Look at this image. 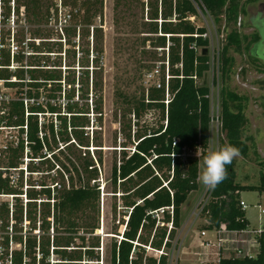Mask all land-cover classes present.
I'll list each match as a JSON object with an SVG mask.
<instances>
[{"label":"trees","instance_id":"1","mask_svg":"<svg viewBox=\"0 0 264 264\" xmlns=\"http://www.w3.org/2000/svg\"><path fill=\"white\" fill-rule=\"evenodd\" d=\"M251 1L255 0L243 4ZM135 2L142 12L135 26L142 28L143 46L165 47L169 41L171 99L167 105L165 86L151 87L148 98L143 95L129 109L140 117L157 107L163 118L167 110L168 124L142 133L138 129L134 147L122 149L114 161L112 192H120L126 219L112 237L110 264H167V256L156 258L147 247L162 249L167 223L173 221L166 242L171 247L182 223V205L199 187L198 165L208 152L211 137L210 88L195 78H202L210 69V54L205 50L209 39L203 36L206 27L195 24L191 17H197L200 8L218 20L226 16L237 22L242 0H115L116 25L126 18L121 15L123 7ZM0 8L5 22L14 12V22L21 23L13 37L15 49L11 35L0 27V80L14 89L12 96L0 92V123L18 132L16 140L0 150V264H100L97 164L103 158H96L91 147H97L93 152L102 150L98 147L102 146L103 122L104 0H61L60 4L0 0ZM77 37L87 39V47L81 49L84 69L78 82ZM258 39L256 33L252 40L256 43ZM240 46V33L232 29L221 51L224 80L234 64L230 50L240 51ZM144 50L157 58V51ZM64 52L71 61L66 70L62 67ZM162 65L165 70V63ZM78 91L81 95L76 99ZM239 99L227 87L221 91L225 138L218 147L230 144L247 155L250 145L244 131L248 118ZM91 112L96 114L93 124L97 123L92 135ZM226 168V179L212 191L203 209L202 215L209 221L205 229L246 227L249 220L240 205L241 192L264 191V174L261 184L252 187L236 182L234 161ZM169 206H174L173 215L168 211L161 219L155 215ZM260 242L256 257L221 264H264V232Z\"/></svg>","mask_w":264,"mask_h":264},{"label":"rangeland","instance_id":"2","mask_svg":"<svg viewBox=\"0 0 264 264\" xmlns=\"http://www.w3.org/2000/svg\"><path fill=\"white\" fill-rule=\"evenodd\" d=\"M54 3L60 0H52ZM146 1L147 0H142ZM244 0L239 3V16L237 22L228 21L226 16L221 19L212 15L209 11L199 8L197 17H191V20L200 26L206 27L209 46L207 47L210 54V69L205 72L202 78H199L197 83L200 85L206 84L210 88L209 98L211 101V115L214 116V121L211 124V137L209 148L219 146L220 139L225 138V133L221 129V91L224 87L234 91L244 104V110L248 118V122L244 131V138L250 145L247 155H239L233 159L235 163L236 182L257 187L261 184V176L264 174V61L254 58L251 55V50L255 45L252 40L256 31L251 24V18L257 13H264V0H255L243 4ZM114 5L115 0H104V20H103V48L102 57L103 66V122L102 130V146L98 147L100 152H93L95 148L92 145L91 153L99 158L102 155V163L99 165V179L101 183L100 197V228L96 234L100 238V264H110V249L112 237L118 229H122L123 206L120 192L114 193L113 184L111 182V171L114 161L121 156V150H130L134 147L136 131H148L152 128H157L163 123L162 114L159 108L152 107L141 114L140 117L135 116L132 110L137 101L145 96L148 98L149 89L153 87L156 81H162L169 74L168 64V45L165 47H157L147 43L143 46L141 27L135 26L141 21L142 12L138 3H132L129 7H123L126 16L123 23L116 25L114 22ZM0 8V27L6 35H11V45L16 46V41L13 40L14 34L20 28L14 21L17 16L12 13L10 20H4L1 15ZM243 11V12H242ZM61 14V13H60ZM146 16V15H145ZM147 17V16H146ZM61 20V18H60ZM54 23V21H52ZM24 25V24H22ZM61 25L59 22L58 26ZM232 29H237L240 33L241 46L240 51L235 49L230 50V54L234 58V64L230 75L223 79L221 73V51L227 42V37ZM156 37V35L154 36ZM247 37V38H245ZM54 39V38H52ZM81 45V46H79ZM7 46H9L7 44ZM64 49L67 48V43L63 38ZM10 47V46H9ZM87 47V39L80 40L77 37V58H76V73L77 82L82 69L80 63L82 57L81 49ZM90 48H93L91 44ZM13 49H15L13 47ZM147 49L157 51V58L151 56L150 52H145ZM156 49V50H154ZM64 70L68 68L70 59L62 53ZM165 57V58H164ZM220 57V61H219ZM163 59H165L163 61ZM162 60V61H161ZM162 63H165L164 67ZM92 68V63L90 65ZM155 72V79L146 82L148 72ZM79 86V85H77ZM0 92L4 94L14 95V89L5 87L0 80ZM81 95V91L76 94V99ZM91 97L89 102L91 103ZM92 119V129L97 127V123L93 124L96 114L90 113ZM218 116V119H217ZM102 132V133H101ZM0 135L5 143L16 140L18 135L17 130L5 127L0 130ZM93 135H95L93 133ZM126 145V146H124ZM199 153V152H198ZM204 156H201L200 162ZM35 177V176H34ZM49 181V180H48ZM207 189L199 183L197 190L193 191L182 205L181 226L177 229L176 237L173 244L166 251L169 253L170 263L178 256L181 262L179 264H194L195 255L192 251H196L200 245V231L208 224L203 216L195 219L194 210L199 211L198 203L204 198ZM2 199V197L0 198ZM243 199L249 208L246 210V217L252 226L258 227L264 224V215L259 217V204L264 208V191L260 192L257 189H247L241 192ZM121 221V222H120ZM212 235L211 232H208ZM199 238V239H198ZM79 241L78 239L76 240ZM149 254L156 255V251L148 250ZM197 264V263H196Z\"/></svg>","mask_w":264,"mask_h":264},{"label":"built area","instance_id":"3","mask_svg":"<svg viewBox=\"0 0 264 264\" xmlns=\"http://www.w3.org/2000/svg\"><path fill=\"white\" fill-rule=\"evenodd\" d=\"M203 36L207 37V33H205ZM167 48H168V53H169V45ZM168 58H169V54H168ZM219 61H220V57H219ZM170 77L171 75L169 73L167 77L165 78V85L162 80V81H156L155 85L153 86V87L160 88V89L164 88L165 86V94H166L165 102L167 105L171 99V93L169 91ZM195 78L198 81L196 76ZM154 79H155V72L154 71L148 72L146 75V82H150ZM160 113H161V110H160ZM217 119H218V116H217ZM162 121L163 123H161L159 126L164 124V127L166 128L168 124L167 110L165 113V118H163ZM212 121H214V116H212L211 124H212ZM4 128L5 127L1 125L0 123V130H3ZM6 145L7 143H5V141L2 139L0 135V150L5 148ZM212 191H209L207 189V191L205 192L204 198L201 199L200 202L198 203L199 211L197 210L196 212V210H194L195 219L200 216H203L202 215L203 209L209 202ZM240 205L242 209L245 211L249 208V205L243 199H241ZM257 207L259 208V217L261 218L264 215V208L260 204ZM166 211H168L171 215H173L174 206L160 208L159 210L155 211V215L159 219H161L164 217V214L166 213ZM203 217L207 220L205 216ZM159 223H161L162 225L164 224V222H160V221L158 222V224ZM167 226H168V236L166 238V241L162 249L154 250L156 251V255L154 256L156 258H159L160 256L165 255L167 256V264H179V262H181L182 259L178 256L176 259H174L170 263L171 259H169L168 257L169 253L168 251H166V249L168 248L166 247V242L168 241L169 233L171 232L173 228V221L168 222ZM208 232H211L212 235H209ZM263 232H264V224H260L258 227H256V226H252L250 222L248 223L246 227L242 229L229 228L227 226L214 227L212 229L203 228V230H201L199 234L201 236V239L198 238L200 240V245H198L197 247L198 249L196 251H192V254L195 255V260H193L195 262L194 264L196 263L197 264H221L223 260L243 259L246 257H249V258L256 257L258 254L260 243H261L260 237ZM172 244H173V240H172ZM147 249L152 250L149 246L147 247Z\"/></svg>","mask_w":264,"mask_h":264},{"label":"clouds","instance_id":"4","mask_svg":"<svg viewBox=\"0 0 264 264\" xmlns=\"http://www.w3.org/2000/svg\"><path fill=\"white\" fill-rule=\"evenodd\" d=\"M251 24L259 37L251 50V55L264 61V13L254 15L251 18ZM197 155L199 156L198 152ZM238 155L239 149L230 144L214 149L210 148L198 165L197 181L209 191L215 190L217 185L226 179V166L231 164Z\"/></svg>","mask_w":264,"mask_h":264},{"label":"water","instance_id":"5","mask_svg":"<svg viewBox=\"0 0 264 264\" xmlns=\"http://www.w3.org/2000/svg\"><path fill=\"white\" fill-rule=\"evenodd\" d=\"M206 50V52H208V49H205ZM98 231V230H97ZM99 232V231H98Z\"/></svg>","mask_w":264,"mask_h":264}]
</instances>
